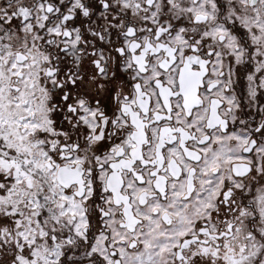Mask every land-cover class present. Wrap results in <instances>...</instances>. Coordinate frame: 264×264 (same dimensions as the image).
Instances as JSON below:
<instances>
[{"label": "snow or ice", "instance_id": "6c2138e0", "mask_svg": "<svg viewBox=\"0 0 264 264\" xmlns=\"http://www.w3.org/2000/svg\"><path fill=\"white\" fill-rule=\"evenodd\" d=\"M0 264H264V0H0Z\"/></svg>", "mask_w": 264, "mask_h": 264}]
</instances>
